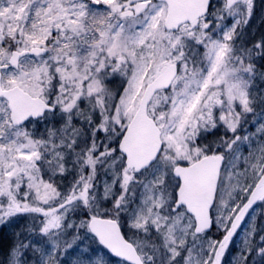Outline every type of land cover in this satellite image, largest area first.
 <instances>
[{"label": "rangeland", "instance_id": "obj_1", "mask_svg": "<svg viewBox=\"0 0 264 264\" xmlns=\"http://www.w3.org/2000/svg\"><path fill=\"white\" fill-rule=\"evenodd\" d=\"M130 1L145 3L140 13L120 18L118 8ZM221 1L227 8L218 21L173 32L164 29L163 2L81 0L80 24L72 22L85 32V75L63 77L61 66L59 77H50L42 68L47 57L29 56L19 69L3 72V87L54 97L60 112L16 127L0 98V198L8 211L3 237L16 240L35 223L41 226L40 233L30 231L24 249L2 242L0 264H127L90 234L93 215L118 220L145 264L264 263V192L235 236L218 246L264 170V0H243L237 7ZM63 6V0H0V63L8 62L12 49L44 43ZM63 43L53 46L61 52ZM229 60L234 69L214 76ZM169 63L178 65V76L148 109L163 147L148 169L134 173L116 151L120 135L145 85ZM220 84L223 90L215 92L225 107L214 128L222 131L212 132L209 121L200 132L209 92ZM77 90L83 96L78 106ZM223 142L230 143V155L212 209L214 226L196 235L192 217L174 204L178 179L172 168Z\"/></svg>", "mask_w": 264, "mask_h": 264}, {"label": "water", "instance_id": "obj_2", "mask_svg": "<svg viewBox=\"0 0 264 264\" xmlns=\"http://www.w3.org/2000/svg\"><path fill=\"white\" fill-rule=\"evenodd\" d=\"M167 4L164 26L176 30L181 24L194 21L205 14L210 0H159ZM131 10L124 13L130 15ZM43 47L32 46L23 50H12L9 62L0 64V97L7 102L9 120L13 126H20L30 118L41 117L46 110H52L45 100L33 96L18 85L4 88L2 72L6 68H17L19 60L26 54H45ZM177 66L169 64L145 87L138 107L125 128L118 148L125 157L127 169L134 172L148 168L157 158L161 147V131L152 117L148 115V104L153 95L168 88L177 75ZM223 156L207 155L189 165H176L172 172L179 179L176 189L175 205L185 207L194 218V233L208 232L212 228L211 208L215 202ZM264 171L249 192L246 200L233 216L229 227L219 242L224 244L232 238L264 192ZM90 233L111 256L129 264H144L132 242L122 233L117 220L102 216H92L87 223Z\"/></svg>", "mask_w": 264, "mask_h": 264}, {"label": "flooded vegetation", "instance_id": "obj_3", "mask_svg": "<svg viewBox=\"0 0 264 264\" xmlns=\"http://www.w3.org/2000/svg\"><path fill=\"white\" fill-rule=\"evenodd\" d=\"M80 1L81 0H63V2H64V6H63L64 7V9H63L64 14H63V16H60V17H54L55 15L53 16L56 19L54 22L57 24L50 28V30H49L50 32L48 34L49 37L46 39V41L44 43H38V44L32 45V46L36 45V46L45 47L46 53L44 55H27L29 57H32L36 61L41 59V58L47 57V63H43L42 68L48 70V75L50 77H57L58 78L59 73L57 71V68L61 67V66H62L63 77H68V78L77 77V78H79L82 76V74L85 75V65H84L85 62L83 61L84 54L81 53V51H80V46L82 45V44H80V42L82 41V38L85 37V35H84L85 32L82 30L80 31V28H79V24H80L79 21H81V15H79L78 3ZM219 1H221V0H210L208 12L204 16L198 18L193 25L184 24L178 30H176L174 32H178L182 28L187 27V26L192 27V28H200L202 26L206 27V26H210V24L212 22L218 21L220 19L218 14H220L223 11V8H227L226 6L221 5L224 2L221 1L222 3L220 4ZM242 1L243 0H225L226 5L229 7H232V6L237 7ZM36 3L39 5L42 4V2L38 3L37 1H36ZM144 3L145 2H138V5H134L133 1H130V2L120 6L118 8L117 12H119L120 18L121 17L122 18H131V17L135 16V14L140 13V10L143 8ZM216 3H219V4L217 6H215ZM128 10H132V13L126 17V16H124V12H126ZM215 15H217V17ZM73 20H75L79 24L78 23L74 24L72 22ZM83 24L84 23H82V25ZM62 41L64 42L63 46H62V51L59 52V51H57V49L53 45H55L56 42L59 43ZM24 57H26V56H23L20 59V61ZM226 59H225V61H226ZM118 61H119L118 65H121L123 62L122 58H118ZM19 67H20V62H19V66L17 69H19ZM228 67H231L232 69H234V67H235L231 60L228 61V64L222 65V69L220 70V72L219 71L214 72L213 75L214 76L216 75V77H218L220 75L219 77H222L221 74L223 75V72L226 73V71L229 69ZM230 73H232L234 75L233 71H230L229 74ZM227 76H229V75H227ZM69 81H70V79H69ZM69 81H68V83L67 82L66 83L69 84ZM68 88L71 89L72 87L70 88L68 85ZM217 89L222 91L223 90L222 85L220 84L217 87L212 88L211 92H209V98L207 99L208 110L205 113V116L207 118H206L205 122L203 123V125L206 128L205 129L202 128L200 132H204L206 129L209 128V127H207L209 121H211V123H212L211 127L214 128L215 126H219L218 118H219L220 112L222 111L223 107H225V104H224L225 98L223 97L222 94L220 97H219V95H217V93L215 92ZM77 92H78V99H77L78 101L75 103V105L78 106V105H81L83 96L80 97V92L78 90H77ZM54 100H55L54 97L46 99V101L49 104L53 105V110L48 111L46 114H51V115L59 114V112H60L59 106ZM223 104H224V106H223ZM237 106H238V104H237ZM75 109H77V108L73 106V108L71 109V111L69 112L68 115L73 114ZM39 120H41V119H39ZM39 120H36V122H38ZM199 120L197 122V126H196L197 128L196 129H198L200 127ZM214 130L215 131H212V132L218 131V133H220L222 131L219 129V127L217 129L214 128ZM230 141H232V140H230ZM229 145H230L229 142H223V143H220L219 145L207 147L205 149L204 153L200 157L205 156L207 154H220V155H223L224 164H226V162L229 158V155H230L228 152ZM218 264H220V263L218 262Z\"/></svg>", "mask_w": 264, "mask_h": 264}, {"label": "trees", "instance_id": "obj_4", "mask_svg": "<svg viewBox=\"0 0 264 264\" xmlns=\"http://www.w3.org/2000/svg\"><path fill=\"white\" fill-rule=\"evenodd\" d=\"M116 151H117V148H116ZM36 201H35V203H36ZM60 204H63V202H61ZM57 205L58 204H55L54 206H57ZM7 212H8L7 211V204L5 203L3 198H0V247L2 246L1 245L2 242L3 243L5 242L6 243V248L8 247L10 250H12L13 247H17L20 250L24 249V248L27 247V243L26 242H28V241H26V240L29 239L28 235H30V231L33 232V233H35V232L40 233V230H41V226L39 225L40 223L39 222L35 223L33 225V227H32V230H31V227L28 230L25 229L23 232H21L19 234V238H18V236L16 237V240H12V238H11L12 241H10L9 239L5 240L3 235H4L5 231H6V224L8 222L7 219H6ZM104 216H106V215H104ZM4 252H5V250L3 251V253H1L0 257H2V258L5 257L6 254H4Z\"/></svg>", "mask_w": 264, "mask_h": 264}]
</instances>
